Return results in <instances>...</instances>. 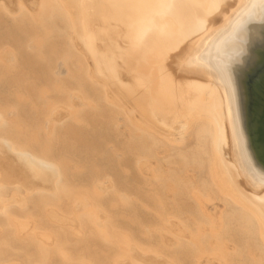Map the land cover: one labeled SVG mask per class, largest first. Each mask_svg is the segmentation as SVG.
Wrapping results in <instances>:
<instances>
[{
	"label": "bare ground",
	"instance_id": "1",
	"mask_svg": "<svg viewBox=\"0 0 264 264\" xmlns=\"http://www.w3.org/2000/svg\"><path fill=\"white\" fill-rule=\"evenodd\" d=\"M263 18L264 0H0V144L51 174L30 186L0 155V264H264L245 31Z\"/></svg>",
	"mask_w": 264,
	"mask_h": 264
},
{
	"label": "rangeland",
	"instance_id": "2",
	"mask_svg": "<svg viewBox=\"0 0 264 264\" xmlns=\"http://www.w3.org/2000/svg\"><path fill=\"white\" fill-rule=\"evenodd\" d=\"M7 5L11 8L16 7L18 0H4ZM27 1V3L29 4V6H33L34 3L36 2V0H25ZM245 31H248V33L251 35L250 40H252L251 44H248V59L246 60V64L247 66L250 67H254V68H258L261 64H264V18L262 21V24H258V25H251L248 29H246ZM101 66L104 69V75H106V78L108 80V87L110 90L113 91L114 95L120 100L123 101V103L125 105H129V103H131V108L134 111V114L136 115V117L139 118H147V121L152 124V125H162L159 122H157L154 118H152V115L148 112L147 107L143 104V103H136V102H129V96L127 95V93L123 92L122 90L118 89L119 87L115 86L113 84V69L114 66L112 63L110 64H105V63H101ZM244 71V69L242 70V72ZM169 128H172V126L170 125ZM0 155H5L8 156V159L11 161V163L14 165V168H16L17 171H19V173L22 175L23 179L25 180V182L32 186L35 184L38 185H45L48 186L51 184V177H50V173L48 172H44L46 173L44 176L46 178H43V176L39 177H35L31 171L24 167L22 164H20L16 157L10 152V150L0 144ZM43 178V179H42Z\"/></svg>",
	"mask_w": 264,
	"mask_h": 264
},
{
	"label": "water",
	"instance_id": "3",
	"mask_svg": "<svg viewBox=\"0 0 264 264\" xmlns=\"http://www.w3.org/2000/svg\"><path fill=\"white\" fill-rule=\"evenodd\" d=\"M263 128L261 129V132H263L262 136L264 137V122H262Z\"/></svg>",
	"mask_w": 264,
	"mask_h": 264
}]
</instances>
